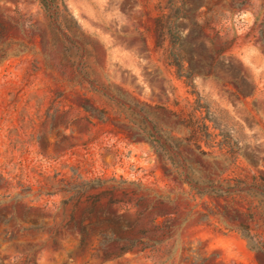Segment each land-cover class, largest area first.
Instances as JSON below:
<instances>
[{
	"label": "rangeland",
	"instance_id": "rangeland-1",
	"mask_svg": "<svg viewBox=\"0 0 264 264\" xmlns=\"http://www.w3.org/2000/svg\"><path fill=\"white\" fill-rule=\"evenodd\" d=\"M51 1L0 0V264H264V0Z\"/></svg>",
	"mask_w": 264,
	"mask_h": 264
},
{
	"label": "trees",
	"instance_id": "trees-1",
	"mask_svg": "<svg viewBox=\"0 0 264 264\" xmlns=\"http://www.w3.org/2000/svg\"><path fill=\"white\" fill-rule=\"evenodd\" d=\"M41 4L43 5V7L47 10L50 11V5H54V1L51 0H41ZM158 143V142H156ZM166 146V144L164 145ZM262 197H264V187L261 189V194Z\"/></svg>",
	"mask_w": 264,
	"mask_h": 264
}]
</instances>
